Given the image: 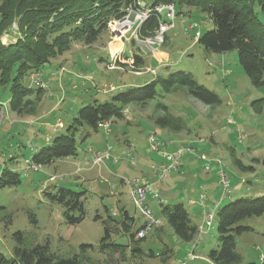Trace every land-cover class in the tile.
Here are the masks:
<instances>
[{"label":"rangeland","instance_id":"obj_1","mask_svg":"<svg viewBox=\"0 0 264 264\" xmlns=\"http://www.w3.org/2000/svg\"><path fill=\"white\" fill-rule=\"evenodd\" d=\"M140 1L142 4L146 2ZM132 10L133 5L126 9L120 20H111L92 45L74 42L66 51L54 56L51 64L57 63V69L54 65L46 64L40 72H33L25 79V84L43 89L35 115L21 117L11 111L8 88L0 87V175L5 169H10L20 176L17 186L0 189V206L5 208L0 210V216L5 215L0 220V252L5 257L13 256L16 244L13 235L17 231L24 233L26 243L48 242L50 250L61 256L78 252L82 243L96 245L103 227L101 220H95V216L105 218L106 208L118 218L119 209L124 207L135 218L136 226H140L143 219L129 197V189L136 178L151 182L157 179L152 165L158 164L162 158L154 151L148 152L147 136L150 133L156 134L162 141L173 139L170 142H174L176 147L191 145L196 150L194 153L185 152L181 158L184 169L197 180L196 184H186L189 176L177 177L176 172L172 171L162 182L164 186L170 184V179L184 181L178 185L171 183L172 200H167L169 196L158 192L153 186V193L160 199L169 203L182 202L199 219L196 211L200 206L198 209L192 207L188 198L194 196L198 205L202 203L197 195L198 187L202 180L217 172L215 161H220L221 168L226 172L231 196L223 198L221 186L209 187V181L206 182L207 193L203 202L207 211L213 212L214 218L212 228L202 231L194 245L175 235L163 219L157 200L148 195L146 202L149 209L162 222L141 241L145 253L153 251L156 255L154 258L144 257L143 264H212L206 254L209 249L217 247V208L240 197L264 196V176L260 174H264V168L252 162L253 158L264 157V84L256 87L250 82L239 65L236 50L207 52L197 42L199 36H196V32L200 35L213 28L205 12L194 7L176 6L173 27L166 31L164 41L156 46L155 51L139 42L142 39L135 24L123 37L122 30L115 29L118 22L124 24V16ZM131 15L128 17L131 18ZM258 15L264 24V12L259 11ZM168 18L164 10L162 21ZM11 28L10 33L2 35V42L16 41V23ZM122 43L123 52L131 56L126 66L121 64L125 58L122 51L115 49ZM158 50L168 53L166 66L155 61L148 63L150 67L138 71L132 66L130 59L133 60V53L143 58ZM117 63L122 65L121 69L116 67ZM147 69H152L154 73ZM174 71L190 72L199 84L217 94L220 103L209 107L179 90L164 94V97L157 96L144 108L129 104L123 110V118L108 120V132L98 127V132L83 141L78 137L75 157L58 159L51 164L40 165L36 170L27 168V161L32 163L33 153L49 144L53 137L64 133L82 105L92 99L107 100L117 92L135 86V83L140 85L147 78L166 76ZM36 80L40 85H36ZM158 102L166 104L173 115L180 116L186 129L177 133L156 127L152 117ZM89 144L96 149L110 144L112 157L98 164L92 163L87 150ZM176 147L164 146L169 153ZM200 154L213 161L209 174L201 170L202 162L197 159ZM113 155L117 156V162L113 160ZM236 159L244 165L253 164L256 167L257 175L251 182L244 177L251 176L252 172L242 171ZM59 186L83 192L85 217L80 223L66 224L61 205L50 202L45 194L47 190ZM219 200L220 205L215 208L213 202ZM7 214L9 217H6ZM242 225L249 226L251 230L235 236L236 250L242 257L241 264L263 263L264 214L249 217ZM115 239L120 243L127 241L125 236ZM190 251L195 253L194 258L186 260V254ZM164 253L168 256L165 263L160 256ZM91 256L100 262L105 258L98 252H92Z\"/></svg>","mask_w":264,"mask_h":264},{"label":"trees","instance_id":"obj_2","mask_svg":"<svg viewBox=\"0 0 264 264\" xmlns=\"http://www.w3.org/2000/svg\"><path fill=\"white\" fill-rule=\"evenodd\" d=\"M137 0H0V87L8 88L9 108L18 116L36 114L43 89L25 84L33 72H40L52 58L66 51L72 43L92 45L106 30L111 20L121 18L126 9ZM151 7L157 4H173L174 8L194 7L205 12L213 28L200 34L197 42L207 52L236 50L239 65L250 82L258 87L264 84V24L258 12H264V0H146ZM161 17L155 12L140 24V38L153 36ZM16 23V41L4 43L1 37L10 33ZM132 66L138 71L144 66L140 54L133 53ZM122 64V63H121ZM123 66L127 65L122 64ZM121 65V66H122ZM183 90L187 95L209 107L220 103L217 94L199 84L190 72L174 71L166 76H155L140 85L129 86L109 99H92L82 105L72 118L65 132L53 137L47 145L38 148L32 155L35 165H48L58 159L77 155V138L83 141L98 132V124L123 118L125 106L134 104L140 108L157 96ZM153 122L160 129L180 132L186 124L180 116L173 115L168 106L158 102L154 109ZM252 162L264 168V157L253 158ZM242 171H255V166L244 165L236 159ZM20 176L5 169L0 175V189L17 186ZM52 203L62 207L66 224L76 225L83 221L85 210L83 192L59 186L45 192ZM0 206V210H4ZM106 217L100 219L103 233L96 245L82 243L78 252L61 256L52 252L48 242L26 243L24 233L17 231L13 237V256L5 257L0 252V264H112L126 262L143 264L144 257L154 258L153 251L145 253L141 247L143 238H137L135 218L119 209V217L105 209ZM160 213L175 235L187 243L196 242L199 227L191 218L182 202L160 203ZM264 214V196L240 197L220 205L216 211L217 247L207 251L212 264H241L242 257L236 250L235 236L250 231L242 222L252 216ZM6 217H9L7 214ZM5 215L0 216L3 220ZM34 221V219H33ZM157 227V226H156ZM125 236V243L115 237ZM92 252L105 256L103 261L94 259ZM165 254V253H164ZM165 263L167 255L161 254ZM264 264V262L262 263Z\"/></svg>","mask_w":264,"mask_h":264},{"label":"built area","instance_id":"obj_3","mask_svg":"<svg viewBox=\"0 0 264 264\" xmlns=\"http://www.w3.org/2000/svg\"><path fill=\"white\" fill-rule=\"evenodd\" d=\"M144 1V0H142ZM166 10L168 19L171 21L168 22V19L162 21L160 20V24L156 32L153 36L146 37V38H140L142 40H139L140 43L143 45H146L149 49L155 50L156 46H160L162 42L164 41V35L166 31L173 27V20L175 17L174 12V6L173 4H157L153 7H151L149 4L142 2L140 0H137L136 4L134 5V10L129 11L131 13L126 14L124 17L125 22L116 24L115 29L117 31V27H121L120 30H122V37L125 35V33L130 30L133 24L136 25V28L138 30L140 24L150 15L151 12H155L158 15H160L162 19V13ZM129 14L131 15V18L133 21H131V18H129ZM120 20V18H119ZM195 25V24H194ZM192 25V27L194 26ZM121 32V31H120ZM196 36H199V33L196 32ZM131 64H133V60L130 59ZM151 73H154L152 69H147ZM32 77V76H31ZM35 80V77H33ZM36 85H40L39 82L36 80ZM2 114H0V117ZM109 122L104 121L98 124V127H103L106 132L109 131ZM147 142H148V150L154 151L158 154H160L161 157H163L166 162L165 163H158L153 164L152 168L154 170V173L157 176V179L155 181H147V180H138L134 179L130 183V189H129V197L132 200L134 207L138 211L140 217L143 219L142 224L139 227V230L136 232L137 238H144L147 233L155 228L156 226H159L161 224V219L155 217L151 210L149 209V206L146 202V199L148 195H151L154 199H156L159 203H162V200L159 198L158 195L153 193L152 185H160L163 181L167 179V176L172 171L180 173L181 172V158L185 152L187 153H194L196 150L191 145L184 146L180 145L176 147V149L169 153L165 150L164 146L168 144L167 141H162L160 138L154 134L150 133L147 136ZM88 152L91 154V162L94 164H98L104 161L105 158H109L112 156V146L107 145L104 149L98 150L94 148L92 145H89L87 148ZM197 159L202 162V169L204 172H211L213 161L209 159L205 154L197 155ZM114 160L117 162V157H114ZM217 165V175H218V185L222 187V196H231V190L229 188L230 182L226 175V172L221 168L220 161H215ZM28 169L36 170L38 165H35L33 163H30L27 161ZM199 199L203 202L204 201V192H200ZM214 218V214L212 211L205 212L204 215V222L203 226L199 228V234L202 231H206L209 228H212V220ZM198 234V235H199ZM197 241V240H196ZM196 245V242L192 243ZM194 252L190 251L186 254V260H191L194 258ZM185 264V262H183ZM262 264V263H260Z\"/></svg>","mask_w":264,"mask_h":264},{"label":"crops","instance_id":"obj_4","mask_svg":"<svg viewBox=\"0 0 264 264\" xmlns=\"http://www.w3.org/2000/svg\"><path fill=\"white\" fill-rule=\"evenodd\" d=\"M119 46H115V49H119L120 51H122L121 53L124 55V60H121V62H122V64H125L126 63V61L127 60H129V58L131 57L130 55H126L124 52H123V43L122 44H118ZM119 51V52H120ZM156 51V50H155ZM133 53V52H132ZM148 57V58H147ZM151 58V59H150ZM167 58H168V53L165 51V50H158V52H150L146 57H143V59H144V66L142 67V68H145V67H150V65H148V63L150 62V61H155V62H157L159 65H162V66H166V60H167ZM150 59V60H149ZM51 65H54V68L55 69H57L58 68V64L57 63H52ZM116 67L117 68H122V66H121V64L120 63H117V65H116ZM156 70V69H155ZM141 73V72H140ZM140 73H138L137 75H140ZM156 74H157V71H156ZM150 80H152V79H145V81H144V83L145 82H148V81H150ZM132 84H134V83H132ZM134 85H137V83H135ZM0 107H1V105H0ZM92 135V134H91ZM90 135V136H91ZM105 136H108V135H105ZM96 139V138H95ZM166 140H168L169 142L171 141L172 142V140L173 139H171V138H167V139H164V141H166ZM179 140V139H178ZM167 141V142H168ZM168 142V144H167V146L168 147H172V146H174V147H176V144L173 142V143H169ZM89 145H91V144H89ZM107 145H110V144H106L104 147H102V148H97V149H99V150H102V149H104ZM93 146V145H92ZM94 148H96V147H94ZM148 152H151V151H149L148 150ZM158 154V153H157ZM112 157V156H111ZM111 157H109V158H111ZM114 155H113V160H114ZM117 157V156H116ZM161 157V156H160ZM162 158V160L159 162V163H165L166 161L164 160V158L163 157H161ZM164 160V161H163ZM200 167H202V165H200ZM201 170H203L202 168H201ZM255 170H256V167H255ZM207 173V172H206ZM205 173V174H206ZM179 174H181V175H177V172H176V174H175V176H180V177H182L183 175H184V177L186 178V177H188L189 176V178L187 179L188 181L186 182V184H192L193 186H194V184H196V179H194L191 175H189L188 173H187V171L184 169V166H183V163H182V161H181V172L179 173ZM207 174H209V173H207ZM256 172L254 171V172H252V175L251 176H246V177H244V179L247 181V182H251L252 180H253V177H255L256 175ZM260 174H261V176H264V174H263V172H260ZM255 175V176H254ZM218 175H217V172L216 173H214L213 175H211L210 177H208V179H206V180H202L201 181V183H200V185H199V187H198V190H199V192H198V196H199V194H200V192L202 191V192H204V198H205V195H206V189H207V187H206V182L207 181H209V187H211L212 185L213 186H216V185H218ZM137 179V178H136ZM139 180V179H138ZM183 179H170V181H168L170 184H168V186H164L162 183L160 184V185H156V184H154V185H152V188H153V186L155 187V189L158 191V192H160V193H164V195H167V196H169V199H167V200H172L174 197H173V195L172 194H170V191H172V185H171V183H174V185H178L179 183H183ZM185 183V182H184ZM192 188V187H191ZM162 200V203L163 204H170L169 203V201H164L163 199H161ZM222 200H223V198H222ZM158 202V201H157ZM198 201L195 199V197L194 196H190L189 198H188V203H189V205H191L192 207H197L196 209H198V207L200 206V209H198L197 211H196V213L197 214H199V216H200V218L199 219H196V217H194L193 215H192V211H188L189 213H190V215H191V218H192V220L194 221V223L195 224H197L198 225V227L200 228V227H202L203 226V222H204V215H205V212H207V208L205 207V204H204V202H202V203H200V205H198V203H197ZM220 200L219 201H217V202H213L214 203V206H215V208L217 207V206H219L220 205ZM159 203V202H158ZM159 205H160V203H159ZM198 205V206H197ZM162 222V221H161Z\"/></svg>","mask_w":264,"mask_h":264},{"label":"bare ground","instance_id":"obj_5","mask_svg":"<svg viewBox=\"0 0 264 264\" xmlns=\"http://www.w3.org/2000/svg\"><path fill=\"white\" fill-rule=\"evenodd\" d=\"M121 27H118V30L120 31Z\"/></svg>","mask_w":264,"mask_h":264}]
</instances>
